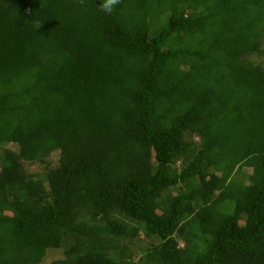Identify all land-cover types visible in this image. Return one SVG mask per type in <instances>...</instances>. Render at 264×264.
Instances as JSON below:
<instances>
[{"label": "trees", "instance_id": "trees-1", "mask_svg": "<svg viewBox=\"0 0 264 264\" xmlns=\"http://www.w3.org/2000/svg\"><path fill=\"white\" fill-rule=\"evenodd\" d=\"M102 4L0 0V264H264V0Z\"/></svg>", "mask_w": 264, "mask_h": 264}, {"label": "rangeland", "instance_id": "rangeland-1", "mask_svg": "<svg viewBox=\"0 0 264 264\" xmlns=\"http://www.w3.org/2000/svg\"><path fill=\"white\" fill-rule=\"evenodd\" d=\"M260 47L262 48V53L261 54H251L248 56L249 59H251L254 63H259L263 68H264V37L261 38V44H260ZM191 135L188 137L186 136V138H190ZM7 147L9 148H14L15 146L11 143H8L7 144ZM52 156V157H51ZM56 159V152H53L51 153L48 161H49V165H52V163H54ZM178 162H175V164H177ZM174 164V165H175ZM43 168V165L42 164H39V163H36V162H29V163H26L25 166H24V169L27 171V172H30V173H33L35 172L36 170H39ZM242 171H246V172H249L250 169L248 167H242L241 169V172ZM238 178H241V174H237ZM178 189L182 188V185L179 184ZM167 194L169 195H172V194H175L176 191L174 190V187H170V188H166V192ZM139 254H135L134 255V259L136 260L137 257H138ZM61 256V250L58 248V249H47L42 257V262H47L53 258H57V257H60ZM134 260V261H135Z\"/></svg>", "mask_w": 264, "mask_h": 264}, {"label": "clouds", "instance_id": "clouds-1", "mask_svg": "<svg viewBox=\"0 0 264 264\" xmlns=\"http://www.w3.org/2000/svg\"><path fill=\"white\" fill-rule=\"evenodd\" d=\"M83 2V0H81ZM119 3V0H103L102 10L105 13L110 14L113 11L115 5Z\"/></svg>", "mask_w": 264, "mask_h": 264}]
</instances>
